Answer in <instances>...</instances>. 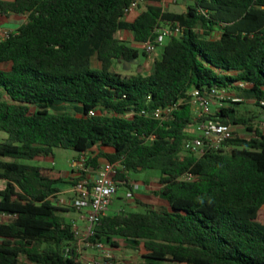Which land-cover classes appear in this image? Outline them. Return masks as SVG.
Returning <instances> with one entry per match:
<instances>
[{
  "label": "trees",
  "instance_id": "obj_1",
  "mask_svg": "<svg viewBox=\"0 0 264 264\" xmlns=\"http://www.w3.org/2000/svg\"><path fill=\"white\" fill-rule=\"evenodd\" d=\"M133 1L0 0L1 16L27 17L0 41V132L8 134L0 143V214L11 217L0 222V264H78L65 255L74 233L62 214L70 210L51 200L65 178L31 164L55 149L75 150L74 161L86 157L92 168L100 158L120 162L122 183L161 173L154 194L168 206L137 200L143 210L108 214L93 242L144 251L133 264H264V130L256 124L264 122V0H193L179 11L150 0L129 22ZM164 24L183 32L166 40L150 74L115 70L148 56L118 32L143 44ZM195 89L240 99L211 118L251 136L237 133L200 158L187 152L199 124L189 102ZM244 101L262 112L241 114ZM167 108L175 110L166 119L154 117Z\"/></svg>",
  "mask_w": 264,
  "mask_h": 264
},
{
  "label": "built area",
  "instance_id": "obj_2",
  "mask_svg": "<svg viewBox=\"0 0 264 264\" xmlns=\"http://www.w3.org/2000/svg\"><path fill=\"white\" fill-rule=\"evenodd\" d=\"M193 0H163L159 5L166 9L168 5H185ZM155 4L150 0H134L126 10V18L133 13L140 14L147 6ZM199 13L206 15L207 12L199 10ZM183 27L179 24L160 25L155 30L156 37L143 43V48L148 55L155 54L163 46L168 38L180 36ZM12 31L0 29V40L8 39ZM244 87V85H242ZM190 105L194 116L199 120L196 127L199 135L185 142L184 148L187 152L200 158L210 149L221 148L228 140L235 137L236 128L225 126L211 118L214 115V106L221 107L226 101L239 102L235 95L226 89H213L211 92L203 93L200 90H192L190 93ZM264 104V103H263ZM175 108H167L157 111L154 114L156 119H166ZM83 171L87 168V158H82L79 162L74 161ZM121 163H107L97 170L95 179L84 177L80 179L72 188V197L64 200L56 194L51 198L58 207L69 206L80 215L83 226L73 222L72 232L74 241L66 248L65 255L74 259L78 264H123L115 247H111L102 242H93L97 227L102 219L108 215L109 208L118 194L119 186L127 184L130 186L127 192V199H134L135 191L141 189L138 182H119L116 180ZM192 180V177H185ZM1 202V200H0ZM9 216V215H8ZM10 217V216H9ZM11 218V217H10ZM92 251V252H91Z\"/></svg>",
  "mask_w": 264,
  "mask_h": 264
},
{
  "label": "rangeland",
  "instance_id": "obj_3",
  "mask_svg": "<svg viewBox=\"0 0 264 264\" xmlns=\"http://www.w3.org/2000/svg\"><path fill=\"white\" fill-rule=\"evenodd\" d=\"M190 5L192 2L189 3ZM181 8L180 6H173L170 8L172 11H179ZM24 21H22L23 23ZM16 26L3 23L2 27L5 29H14ZM216 35V34H215ZM168 41L165 42V44ZM130 45L132 42H127ZM164 44V45H165ZM142 51V49L140 48ZM159 50L162 52L164 50V46H161ZM155 59L151 58L148 59V56H144L141 54L138 61L124 63L120 62L116 64L115 70L123 75H131V74H138V73H147L152 70L154 67ZM96 64V63H95ZM5 69H9L10 65L2 66ZM233 93L237 94L236 91ZM216 106H214V109ZM238 110L241 114H245L246 116H250L251 114H258L262 112L260 108H258L254 101H244L242 105L237 106ZM256 124L264 130V122H256ZM236 134H240L242 137H249L251 133L247 131V129L243 126H237ZM8 138V134L5 132H0V143L3 142L5 139ZM78 153L72 149H55L54 155L49 157H42L38 158L37 160L31 161L33 165H42L45 167H49L54 170L55 174H61L62 176H66L71 174V172L76 169V165L74 163V159L78 158ZM161 177V173L157 170H150L139 174H132L131 179L134 181H138L140 184L144 186V188L135 191L134 199H127V192L128 189L125 187H120L117 196L115 197L112 205L109 208L108 214L119 213L123 210L127 212H135L141 211L143 208L139 206L136 201L139 200L144 204L155 206L158 209H163V207H167L168 204L166 201L162 200L161 198L157 197L154 194V191L158 190V181ZM146 183H148L146 186ZM6 186V182L4 180H0V189H3ZM62 187V186H61ZM55 203V201L53 200ZM65 218L66 222L69 224H73V222H77L78 225L82 226V220L79 218V215L72 212L71 214H62ZM11 218L8 215H1L0 214V222H8ZM120 246L119 248H115L117 252V256L121 260L123 264H133L138 263L142 260V256L144 251H135L131 250L126 247L123 241H119ZM92 252V251H91ZM165 264H174V263H165Z\"/></svg>",
  "mask_w": 264,
  "mask_h": 264
},
{
  "label": "crops",
  "instance_id": "obj_4",
  "mask_svg": "<svg viewBox=\"0 0 264 264\" xmlns=\"http://www.w3.org/2000/svg\"><path fill=\"white\" fill-rule=\"evenodd\" d=\"M7 1H13V0H7ZM173 6H177V5H168L166 7V9L170 10L171 7ZM180 8L182 9H186V6L185 5H179ZM140 14L138 13H133L131 14L129 17L126 18L127 21L129 22H134L137 17L139 16ZM27 20V17L26 16H11V17H5V16H1L0 15V29H3V30H9V31H17ZM22 21H24L22 23ZM3 23H9V24H12L14 26H16V24L18 25L16 28L14 29H5L2 27V24ZM117 37L120 39V40H123L125 42H132L131 45L137 47V48H141L142 50L144 49L143 48V44H138L134 41L133 39V36H132V33L130 31H120L118 32L117 34ZM1 41V40H0ZM162 57V52L160 50H158L155 54L153 55H148V59H151V58H154L155 61L157 59H160ZM96 65H98L96 63ZM116 68V64L114 66ZM153 69V68H152ZM118 72V71H117ZM152 72V70L150 72H147L145 74H150ZM192 133L196 134V135H199V131L197 130L196 127H192ZM103 151L106 152V153H113L114 150L111 149V148H103ZM99 152V149L98 148H95L93 150V153L89 154L87 157L89 159L90 158H94L97 153ZM108 161L104 158H100L98 160V165L99 167L98 168H92V167H88L86 168V171H83L79 165H77V163H75L76 165V169H74L71 174H68L66 175L64 178H65V181L66 183H63L59 186V190L60 192L58 193V196L64 200H69L71 197H72V188L74 187V184H76V182H78L80 179L84 178L85 176L90 178V179H95L96 177V174H97V170L102 167L103 165L107 164ZM132 182H138V181H134L133 179H131ZM139 183V182H138ZM140 184V183H139ZM148 183H146V186H149L147 185ZM62 186V187H61ZM144 188V186L141 184V189ZM160 188V186L158 185V189ZM127 189V188H126ZM63 208H67L70 210V212H67V213H63V214H71L72 212H74L75 214L79 215L75 209L69 207V206H65ZM79 218H80V215H79ZM81 219V218H80ZM83 223V221H82ZM84 224V223H83ZM83 226V225H82Z\"/></svg>",
  "mask_w": 264,
  "mask_h": 264
}]
</instances>
